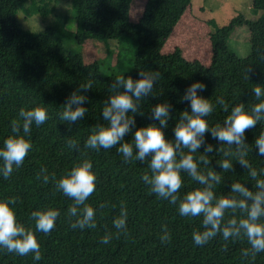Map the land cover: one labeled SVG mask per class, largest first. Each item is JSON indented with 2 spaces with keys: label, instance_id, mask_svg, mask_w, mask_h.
Here are the masks:
<instances>
[{
  "label": "trees",
  "instance_id": "trees-1",
  "mask_svg": "<svg viewBox=\"0 0 264 264\" xmlns=\"http://www.w3.org/2000/svg\"><path fill=\"white\" fill-rule=\"evenodd\" d=\"M190 1L146 0L138 19L130 21L132 0H71L69 9L74 31L66 29L69 16L58 13L52 24L30 32L21 28L16 12H39L46 16L54 11L56 0H0V148L6 138L15 135L11 123L19 119L21 108L40 106L49 114L43 125L33 124L31 133L25 135L32 148L22 166L14 167L7 180L0 175V201H9L17 221L34 232L33 211L53 207L60 212L50 233L35 232L41 246L40 261H35L33 254L21 257L0 249V264H264V252L254 259L242 255L243 250L250 248L243 237L226 242L218 235L203 246L195 245L192 234L203 230L202 217L180 216L178 205L149 190L141 177L151 174L150 158L144 162L135 158L125 162L117 151L118 146L99 150L85 148V141L95 125L107 126L102 109L114 94L110 85L117 76L138 79L139 71L160 73L153 93L138 102L137 113L129 114L136 121L135 127L125 136L129 143L136 128L152 123L159 127V121L150 118V110L162 102L171 105L164 135L174 141L173 129L179 115L184 110L190 111L188 103L181 102V97L195 81L206 85V90L198 95L214 105L213 113L206 117L210 127L223 125L236 104L242 103L250 110L259 102L253 88H264V0H252V7L258 13L254 18L238 14L225 25L213 27L209 33L207 65L187 60L177 50L161 51L181 14L190 8ZM242 25L249 30L246 56L238 55L228 46L230 35ZM117 38L121 39L116 41L133 43L130 59L126 60L121 53L123 47L119 45L123 44L115 43L113 63L102 65L95 60L84 63L82 42L87 39L106 42ZM248 68L252 70L246 78ZM89 82L92 88L82 93L87 97L83 105L87 109L85 116L71 125L61 121L59 114L69 94ZM218 98H223L228 112L217 103ZM261 131H264V122H258L245 133L246 159L257 170L264 168V157L257 154L255 147ZM69 139L77 141V149L67 146ZM204 139L213 145V152L205 154L200 148L193 156L201 171L212 168L221 175V184L214 188L216 195H229L230 185L236 181L255 191V181L249 177L248 170L241 167L237 157H225L219 150H227L229 146L221 145L210 134ZM231 151L235 152V145ZM201 155L210 160L209 166L200 162ZM84 159L91 160L96 175L95 191L86 201L96 210V227L81 230L72 229L67 216L74 201L56 190L51 177L54 175L59 179ZM224 159L232 161L231 170L224 171L220 167L219 163ZM42 169H46L50 177L47 184L43 182ZM181 175L183 187L178 193L181 198L202 187L186 173ZM13 199L14 204L11 203ZM122 202L128 212L127 235L117 239L112 222L119 215ZM260 222L264 223V218ZM164 227L171 239L162 244L159 237ZM108 233L112 234L110 243L102 244L100 241ZM225 244L227 251L223 250Z\"/></svg>",
  "mask_w": 264,
  "mask_h": 264
},
{
  "label": "clouds",
  "instance_id": "clouds-1",
  "mask_svg": "<svg viewBox=\"0 0 264 264\" xmlns=\"http://www.w3.org/2000/svg\"><path fill=\"white\" fill-rule=\"evenodd\" d=\"M251 68L247 69V77ZM138 79L131 76H117L110 88L114 94L106 100L102 109V117L107 121V126L97 124L85 141L87 149H112L124 157L125 162L135 158L144 162L149 160L151 174L141 177L149 186V190L158 197L168 200L171 204L178 205L179 215L182 217H202V231H194L192 239L197 246H203L210 240L222 235L224 241L246 238L249 249L242 251L244 257L253 259L258 253L264 252V168H253L246 159L247 144L245 143L246 131L254 128L258 122H264V88L256 86L253 94L257 103L247 110L244 104H236L231 108L223 125L217 124L210 127L206 117L214 111V105L208 99L198 95V92L206 90V85L200 81L190 84L181 102L188 103L190 111L184 110L173 129L174 141L165 138L163 129L168 126L171 105L167 102L156 104L150 110V118L159 121V127L155 124L136 128L131 143L125 141V136L135 127L136 121L130 113H137L140 108L138 102L153 93L160 73L139 71ZM91 82L80 86L78 91L69 94L59 119L71 125L81 120L87 109L83 106L87 97L82 93L91 89ZM217 103L228 112V105L223 98H218ZM19 119L13 120L11 135L3 142L0 148V175L7 180L15 169H19L32 144L25 138L30 134L33 124L37 127L43 125L49 114L46 108L35 106L30 109L21 108ZM21 132L24 134L22 135ZM210 134L212 139L221 145H228L227 150H222L225 157L236 156L241 167L248 170L249 177L255 181V191L250 190L243 183L236 181L230 185L229 195L217 196L214 188L220 185L222 177L210 168L203 172L193 156L198 149L203 148L204 153H212L213 145L205 142V135ZM235 145V152L231 148ZM67 146L77 149V141L69 139ZM258 155L264 157V131H261L255 140ZM135 150V157H134ZM187 150V152L185 151ZM218 150V149H217ZM201 163L209 166L210 160L206 155L199 157ZM224 171L231 170L233 163L230 159H224L219 163ZM91 160L84 159L73 165L71 170L57 179L54 175L51 179L55 182L57 191L63 193L74 203L68 208L67 216L72 229H85L96 227V210L86 203L96 188V175L93 172ZM181 173H186L193 181L202 187L187 192L182 198L178 196L183 187ZM43 182L50 180L46 169L41 170ZM40 178L39 176L37 177ZM11 203H15L13 199ZM230 216L226 218V216ZM59 210L48 207L44 210H35L31 213L34 221L35 232L50 233L56 226ZM128 212L126 206L121 203L120 213L113 219V227L116 229L115 237L127 235ZM35 232L30 227L19 223L9 201H0V249L8 253H15L24 257L33 254L35 261L42 259L41 246ZM162 244L171 239L167 227L162 228L160 234ZM112 234L104 235L100 241L102 244L110 243ZM227 251V245L224 246Z\"/></svg>",
  "mask_w": 264,
  "mask_h": 264
},
{
  "label": "rangeland",
  "instance_id": "rangeland-1",
  "mask_svg": "<svg viewBox=\"0 0 264 264\" xmlns=\"http://www.w3.org/2000/svg\"><path fill=\"white\" fill-rule=\"evenodd\" d=\"M146 0H132L129 9L130 21H136L141 14V9ZM71 0H56L54 11L46 16L39 12L25 13L18 10L16 20L22 29L30 32L42 30L53 23V18L58 13L69 16L66 29L75 30L74 20L70 13ZM238 14L247 18H254L256 14L252 7V0H191L190 8H187L173 27L170 35L162 46V53H171L177 50L187 60H195L207 65L210 59L209 33L214 26L220 27ZM121 38L111 39L106 42L95 39H87L82 42V58L84 63L97 61L104 65L113 63L115 43L123 47L121 53L127 60L130 59L133 43L131 41H116ZM125 45V46H124ZM228 46L240 56H246L249 52V30L246 26H237L228 40ZM120 47V48H121ZM110 56V57H108Z\"/></svg>",
  "mask_w": 264,
  "mask_h": 264
}]
</instances>
